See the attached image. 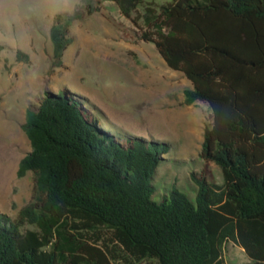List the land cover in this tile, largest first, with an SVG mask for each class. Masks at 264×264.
<instances>
[{
    "label": "trees",
    "instance_id": "obj_1",
    "mask_svg": "<svg viewBox=\"0 0 264 264\" xmlns=\"http://www.w3.org/2000/svg\"><path fill=\"white\" fill-rule=\"evenodd\" d=\"M113 1L190 82L182 104L209 106L200 156L222 183L205 165L190 176L194 200L176 188L156 198L168 144L106 126L66 88L47 90L22 125L31 150L17 176L31 172L35 185L16 217L0 212V264H225L227 244L264 264V0ZM97 10L86 0L53 18L52 67L64 66L74 21Z\"/></svg>",
    "mask_w": 264,
    "mask_h": 264
},
{
    "label": "rangeland",
    "instance_id": "obj_2",
    "mask_svg": "<svg viewBox=\"0 0 264 264\" xmlns=\"http://www.w3.org/2000/svg\"><path fill=\"white\" fill-rule=\"evenodd\" d=\"M85 1L79 6L82 10ZM90 1L98 10L91 15L84 11L83 18L74 21L63 67H52L54 17L42 11L25 21L31 25L29 40L9 49L0 67V212L10 217H16L33 196V173L17 176L20 160L31 150L22 125L27 109L39 104L47 90L59 93L66 88L82 96L85 106L106 126L168 144L153 182L158 199L176 188L194 200L197 187L191 173L208 165L200 152L209 106L183 105V91L190 82L166 65L152 43L139 37L141 30L113 0ZM18 51L27 54L29 62L17 60ZM208 166L213 180L222 183L220 168L214 163ZM223 259L225 264L250 261L233 244L224 247Z\"/></svg>",
    "mask_w": 264,
    "mask_h": 264
},
{
    "label": "clouds",
    "instance_id": "obj_3",
    "mask_svg": "<svg viewBox=\"0 0 264 264\" xmlns=\"http://www.w3.org/2000/svg\"><path fill=\"white\" fill-rule=\"evenodd\" d=\"M82 0H0V67L8 58L9 49L29 40L31 25H25L38 11L56 15H72Z\"/></svg>",
    "mask_w": 264,
    "mask_h": 264
}]
</instances>
